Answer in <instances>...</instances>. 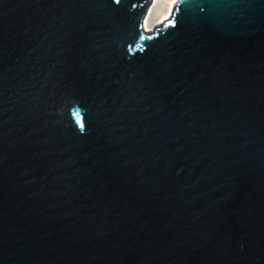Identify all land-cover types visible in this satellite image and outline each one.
<instances>
[{
    "label": "water",
    "instance_id": "1",
    "mask_svg": "<svg viewBox=\"0 0 264 264\" xmlns=\"http://www.w3.org/2000/svg\"><path fill=\"white\" fill-rule=\"evenodd\" d=\"M0 0V264H264V0Z\"/></svg>",
    "mask_w": 264,
    "mask_h": 264
},
{
    "label": "bare ground",
    "instance_id": "2",
    "mask_svg": "<svg viewBox=\"0 0 264 264\" xmlns=\"http://www.w3.org/2000/svg\"><path fill=\"white\" fill-rule=\"evenodd\" d=\"M177 0H153L150 9L144 19V26L151 30L156 24L167 20Z\"/></svg>",
    "mask_w": 264,
    "mask_h": 264
}]
</instances>
